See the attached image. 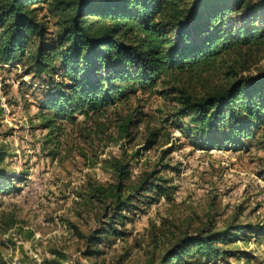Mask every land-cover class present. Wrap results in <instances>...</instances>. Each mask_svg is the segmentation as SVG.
Here are the masks:
<instances>
[{
	"label": "trees",
	"instance_id": "trees-1",
	"mask_svg": "<svg viewBox=\"0 0 264 264\" xmlns=\"http://www.w3.org/2000/svg\"><path fill=\"white\" fill-rule=\"evenodd\" d=\"M42 4L54 17L51 36L37 18ZM259 7L264 0H0V60L19 62L41 80L36 115L51 157L68 126L89 143L93 134L131 138L141 117L118 112L117 103L156 83L172 93L177 103L172 115H188L187 128L202 143L221 145L216 136L229 143L254 137L264 150V66L252 67L264 54V22H255ZM239 15L234 24L232 17ZM157 133L150 130L144 146ZM77 151L85 155L81 145ZM101 162L111 180L88 177L82 184L85 204H101L106 217L104 226L85 237V255L99 252L91 245L100 235L122 232L114 223L123 224V211L169 195L154 169L131 180L127 160L109 156ZM0 177L6 179L2 169ZM13 221L2 218L0 231ZM240 227L182 232L167 240L154 264H200L203 257L223 253L219 244Z\"/></svg>",
	"mask_w": 264,
	"mask_h": 264
},
{
	"label": "rangeland",
	"instance_id": "rangeland-1",
	"mask_svg": "<svg viewBox=\"0 0 264 264\" xmlns=\"http://www.w3.org/2000/svg\"><path fill=\"white\" fill-rule=\"evenodd\" d=\"M36 13L53 35L54 17L45 5ZM257 13L255 22H264V8ZM241 18L233 16L232 22ZM263 66L264 54L252 67ZM217 78L214 74L212 82ZM42 91L41 80L21 63L0 60V169L6 175L0 186L10 182L0 190V222L14 220L0 231V264H148L149 259L154 264L176 235L225 225L241 227L219 244L223 253L203 257L200 264H264V150L254 137L229 143L216 136L221 145L202 143L187 128L188 115H172L177 103L165 85L156 83L117 103L118 112L141 117L131 138L93 134L89 143L68 126L51 157L42 146L46 129L36 115ZM150 130L157 136L144 146ZM80 145L85 155L77 151ZM109 156L129 162L131 180L154 169L169 195L123 211V224L114 223L122 232L100 235L91 245L99 252L85 255V237L104 226L106 217L101 204H85L82 184L88 177L111 180L101 162Z\"/></svg>",
	"mask_w": 264,
	"mask_h": 264
}]
</instances>
